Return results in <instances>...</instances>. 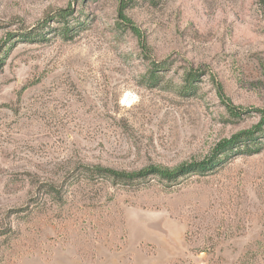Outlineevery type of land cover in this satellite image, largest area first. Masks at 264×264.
Returning <instances> with one entry per match:
<instances>
[{"label":"rangeland","instance_id":"1","mask_svg":"<svg viewBox=\"0 0 264 264\" xmlns=\"http://www.w3.org/2000/svg\"><path fill=\"white\" fill-rule=\"evenodd\" d=\"M262 113L264 0H0V264H264V149L86 172L203 162Z\"/></svg>","mask_w":264,"mask_h":264},{"label":"trees","instance_id":"2","mask_svg":"<svg viewBox=\"0 0 264 264\" xmlns=\"http://www.w3.org/2000/svg\"><path fill=\"white\" fill-rule=\"evenodd\" d=\"M64 16L66 17L65 18L66 21L67 17L69 16L67 13L65 15H59V18L61 17L64 18ZM66 23L65 26L67 25ZM69 31H70L69 28H65L63 32V36L64 37L69 36ZM155 79L156 78L153 77V80ZM261 132H262L261 129L256 128V132L240 133L230 141H225L219 144L215 149L213 156L208 158L207 160L199 163L196 162L191 164H184L173 171L154 167V168L141 170L138 172H130V173L124 171H116L107 168L87 169L86 172L88 173L89 177H92L94 179L95 178L111 179L114 182L123 185H130L136 182H142L147 180L149 177H153V176H157L162 180L168 182H177L180 178H183L190 174L206 176L208 174L214 173L215 171L223 167L225 162L229 159L230 154L234 153L236 149L240 152V154L251 155V154L259 153L262 149H264V141H260L259 138H256V135ZM242 145L245 147L243 150L240 149V146ZM45 187L47 189L46 193L48 195L55 197L60 196L61 191L59 188L52 185Z\"/></svg>","mask_w":264,"mask_h":264}]
</instances>
